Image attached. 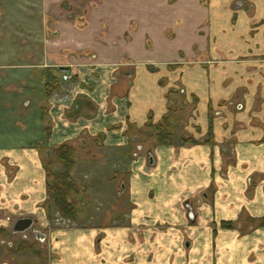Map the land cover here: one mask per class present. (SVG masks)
Wrapping results in <instances>:
<instances>
[{"label": "crops", "instance_id": "0c3cea01", "mask_svg": "<svg viewBox=\"0 0 264 264\" xmlns=\"http://www.w3.org/2000/svg\"><path fill=\"white\" fill-rule=\"evenodd\" d=\"M9 55L15 64L0 62V228L49 216L52 149H86L90 139L125 160L130 140L131 218L149 227L146 244H99L97 228L72 229L54 264H264V227L220 226L264 219V0H0V60ZM169 97L179 113L191 106L182 138L200 142L151 138L147 148L137 132L162 119ZM182 203L198 228L183 229ZM162 221L173 227L155 237Z\"/></svg>", "mask_w": 264, "mask_h": 264}, {"label": "rangeland", "instance_id": "374dc122", "mask_svg": "<svg viewBox=\"0 0 264 264\" xmlns=\"http://www.w3.org/2000/svg\"><path fill=\"white\" fill-rule=\"evenodd\" d=\"M66 4L63 7L67 6ZM8 57L7 60L3 59L0 62L15 64L16 60H12L10 55ZM174 99L179 105L183 103L182 98L179 96H176ZM192 110L190 106L182 108L181 113L179 111L176 112L178 123L175 126L176 128H174V134L180 144L182 143V135H186L185 120H188V115L192 113ZM195 129L198 130V127H195ZM194 140L199 141L198 139ZM84 141L88 144V148L86 149L80 147V145L77 147L73 145L77 159L75 158V163L70 172L71 178L78 190L71 197L76 201L74 203L79 207L80 212L76 214L74 219L62 217L55 208L51 195L47 194L48 198L45 206L47 210L49 209V216L45 219L42 217V220H38V223H34V225L37 224L39 229L47 233L48 239L44 241L37 239L32 228L21 233H13L10 230V226L2 227L5 229L0 230V264H54L55 260L58 259L55 253L58 247L56 245L61 242L60 236L64 238L65 235L68 236V233H74L75 231H72V229L97 228L100 232L95 239L98 240L99 244L106 240L110 244H122L121 246L124 245L125 249L126 244L130 243L137 246L134 241L138 239L141 242L144 239V235H140V231L149 227H143L132 220V204L127 190L130 176L129 163L138 155L133 142L129 140L126 158L123 160V157L118 155L121 154L120 151H111L110 154L105 149H99V146H97L98 141L90 139H84ZM144 141V146L147 148L154 145L150 135L145 136ZM53 157L54 155L51 153L46 159L48 161L54 160ZM46 159L45 162L47 161ZM124 163H126L125 168ZM120 181H124L127 191L124 197L120 196L119 198L116 192L119 191L118 186ZM192 204L194 211L200 213L202 217L201 205L198 206L195 201ZM187 210L185 203H182L177 211L185 215L186 225L182 226L183 229L198 228V223L193 225L189 220ZM201 217L199 222L203 227ZM260 220L262 219H254L243 215L236 221H223L220 226L227 229L238 228L245 233L251 228L264 227V224H261ZM158 226L160 227H153L156 230L155 237L160 233L164 234L168 232L173 227L165 221L160 222ZM215 226L213 224V227ZM122 229L126 230V236L122 237V242L119 241L117 232L110 237H105L103 232L104 230L120 231ZM34 230L38 229L35 227ZM142 243L143 245L146 244L144 241ZM105 254L108 253L105 252Z\"/></svg>", "mask_w": 264, "mask_h": 264}, {"label": "trees", "instance_id": "16d2710c", "mask_svg": "<svg viewBox=\"0 0 264 264\" xmlns=\"http://www.w3.org/2000/svg\"><path fill=\"white\" fill-rule=\"evenodd\" d=\"M53 74V73H52ZM51 74L52 79H57V74ZM172 92V91H171ZM170 92V93H171ZM173 93V92H172ZM177 109L174 100L168 98V112L162 119L154 123L149 118L146 125L138 130L137 133L143 136H149L159 144H171L174 141V128L176 126ZM182 143L195 144L193 138H182ZM54 160L44 162L46 173V192L51 195L53 204L62 217L74 219L78 214L79 207L71 195L77 193V186L72 180L70 172L75 163V148L71 144H62L51 150ZM49 210V209H48ZM264 224V219L260 220ZM227 225V223H225Z\"/></svg>", "mask_w": 264, "mask_h": 264}, {"label": "water", "instance_id": "95a60500", "mask_svg": "<svg viewBox=\"0 0 264 264\" xmlns=\"http://www.w3.org/2000/svg\"><path fill=\"white\" fill-rule=\"evenodd\" d=\"M152 158L151 156L149 157L148 163L151 164ZM122 192L119 193V196H122L125 191L124 183L121 185ZM32 224V219L31 218H26V217H21L18 218L13 226H12V232L13 233H21L26 231L28 228L31 227ZM35 236L37 239H40L41 241H44V235H42L38 230H34Z\"/></svg>", "mask_w": 264, "mask_h": 264}, {"label": "built area", "instance_id": "2783aa9c", "mask_svg": "<svg viewBox=\"0 0 264 264\" xmlns=\"http://www.w3.org/2000/svg\"><path fill=\"white\" fill-rule=\"evenodd\" d=\"M62 81H64V82H68V81H70L71 80V75L66 71H64L63 73H62Z\"/></svg>", "mask_w": 264, "mask_h": 264}, {"label": "flooded vegetation", "instance_id": "af4514ba", "mask_svg": "<svg viewBox=\"0 0 264 264\" xmlns=\"http://www.w3.org/2000/svg\"><path fill=\"white\" fill-rule=\"evenodd\" d=\"M67 6H68V5H67ZM69 13L72 14V16H73V11H70ZM61 71L64 72V69H62ZM46 160H47V159H46ZM26 218H29V217H26ZM7 219L9 220V217H8ZM15 221H16V220H15ZM15 221H14V222H15ZM34 223H35V222L32 220V224H31V227H30V228L33 229V230H32L33 232H34V229H35V225H34ZM13 224H14V223H13ZM13 224H12L11 227H10V228H11V229H10L11 232H12V226H13ZM0 229H2V228H0ZM28 229H29V228H28ZM0 232H1V231H0Z\"/></svg>", "mask_w": 264, "mask_h": 264}]
</instances>
